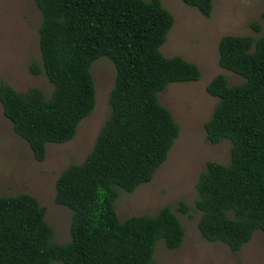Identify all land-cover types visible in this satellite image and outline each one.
Returning a JSON list of instances; mask_svg holds the SVG:
<instances>
[{
  "label": "trees",
  "instance_id": "obj_1",
  "mask_svg": "<svg viewBox=\"0 0 264 264\" xmlns=\"http://www.w3.org/2000/svg\"><path fill=\"white\" fill-rule=\"evenodd\" d=\"M40 16L39 65L30 63L51 87L48 96L30 87L16 91L0 82L1 113L12 132L41 162L48 144L69 141L94 103L89 72L97 58L108 59L114 77L109 113L79 163H69L54 182V202L70 211L69 239L51 241L44 209L27 193L0 196V264H157L154 243L176 250L183 229L167 206L120 220L118 190L131 193L151 180L163 163L177 125L157 93L170 83L194 82L196 65L164 57L160 46L172 15L160 0H32ZM208 17L212 0H181ZM248 23L257 37L222 35L218 66L242 78L233 85L217 74L205 85L216 98L203 123L210 144L230 143L229 162H205L197 175L196 229L207 242L237 253L254 231L264 233V6ZM177 211L187 207L178 202Z\"/></svg>",
  "mask_w": 264,
  "mask_h": 264
},
{
  "label": "rangeland",
  "instance_id": "obj_2",
  "mask_svg": "<svg viewBox=\"0 0 264 264\" xmlns=\"http://www.w3.org/2000/svg\"><path fill=\"white\" fill-rule=\"evenodd\" d=\"M160 3L173 18L160 46L161 54L194 63L200 76L194 82L170 83L157 93L159 103L177 125V136L149 182L138 185L131 193L118 190L114 210L120 220L152 214L162 206L174 213L183 238L176 250H167L161 240L156 241L151 259L157 264H264V233L254 231L237 253H231L225 245L200 237L196 229L199 212L193 205L194 184L205 162H229L227 140L212 145L204 138L203 123L216 103L204 87L217 74L224 75L229 85L242 80L218 66V39L226 34L257 37L248 23L260 22L264 0H212L206 18L181 0ZM39 22L32 0H0V82L20 92L34 87L48 96L51 87L43 75H33L28 70L30 63L39 65ZM89 72L94 89L91 113L78 123L69 141L46 145L41 162L32 158L25 141L12 132L0 107V196L22 192L35 198L44 209V221L52 229L51 241L57 244L69 239L70 211L54 202V182L69 163H79L88 153L109 113L107 96L113 84V67L108 59L100 57L90 64ZM178 202L187 207L186 213L177 211Z\"/></svg>",
  "mask_w": 264,
  "mask_h": 264
}]
</instances>
